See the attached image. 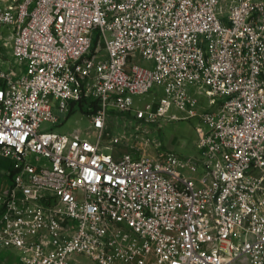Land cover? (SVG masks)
Masks as SVG:
<instances>
[{
  "label": "built area",
  "instance_id": "obj_1",
  "mask_svg": "<svg viewBox=\"0 0 264 264\" xmlns=\"http://www.w3.org/2000/svg\"><path fill=\"white\" fill-rule=\"evenodd\" d=\"M2 26L0 264H264V0H0ZM194 118L196 155L153 137Z\"/></svg>",
  "mask_w": 264,
  "mask_h": 264
},
{
  "label": "rangeland",
  "instance_id": "obj_2",
  "mask_svg": "<svg viewBox=\"0 0 264 264\" xmlns=\"http://www.w3.org/2000/svg\"><path fill=\"white\" fill-rule=\"evenodd\" d=\"M0 32L7 35L8 28L6 26L0 27ZM9 49H3L2 53L6 54ZM7 59L10 62H7L4 67H9L11 63L14 65V59L12 55H7ZM142 65L147 66L146 63H142ZM157 93L155 90L150 92V96H146L145 100H151L153 94ZM162 95V94H161ZM202 105L206 106V100H202ZM86 106L80 107L77 105L73 112L68 115V118L65 120L64 125L55 127L54 129L58 132H66L68 130H72L77 126H86L88 124V117L86 112ZM199 120L197 118L190 120H181V121H172L168 123H164L160 130H156V128H151L153 132V137L158 138L164 148H171L173 151L182 156H191L198 154V149L196 147L197 141V133L196 126L198 125ZM108 124V133L110 136L115 134H127L128 138L129 133L131 131L130 121H125L122 115L113 114L111 119L107 122ZM130 131L128 132V130ZM109 136V137H110ZM107 137V138H109ZM118 151L127 150L125 146H118ZM85 264H95L85 257L82 258Z\"/></svg>",
  "mask_w": 264,
  "mask_h": 264
},
{
  "label": "crops",
  "instance_id": "obj_3",
  "mask_svg": "<svg viewBox=\"0 0 264 264\" xmlns=\"http://www.w3.org/2000/svg\"><path fill=\"white\" fill-rule=\"evenodd\" d=\"M13 259H14V256H13Z\"/></svg>",
  "mask_w": 264,
  "mask_h": 264
}]
</instances>
